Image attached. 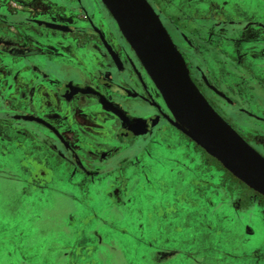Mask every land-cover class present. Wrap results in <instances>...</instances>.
Returning <instances> with one entry per match:
<instances>
[{
  "label": "flooded vegetation",
  "instance_id": "flooded-vegetation-1",
  "mask_svg": "<svg viewBox=\"0 0 264 264\" xmlns=\"http://www.w3.org/2000/svg\"><path fill=\"white\" fill-rule=\"evenodd\" d=\"M85 1L0 0V105L4 96L8 107L0 111V195L10 187L13 193L44 197L61 177L77 181L87 201L86 183L104 179L106 207L114 216L130 211L137 202L139 211L173 213L183 200L195 202L184 194L190 190L206 198L209 218L204 228L218 231V236L243 212L256 210L264 221V195L234 179L217 158L174 125L160 89L106 5L91 0L89 11ZM148 1L199 90L264 156V0ZM168 2L170 9L165 8ZM257 4L262 8L254 15L251 10ZM63 66L77 69L78 75H62ZM133 100L150 110L133 113L126 106ZM113 107L149 123L141 121V132L129 134ZM129 147L137 150L134 157L114 160L117 150ZM104 166L107 169L102 170ZM185 178L188 184L176 199L139 197L147 189L169 192L173 181ZM29 212L0 217L1 244H31ZM74 220L75 225L72 218L67 221L62 233L71 243L63 247L69 264H114L88 257L93 247L79 242L84 239L83 225ZM251 223L243 247L230 244L235 246L231 253L232 246L219 242L213 253L225 262L264 264V242L256 248L248 245L256 231ZM163 226L149 239L161 244L139 264H165L184 253L198 254L194 242L204 228L192 237L182 225ZM91 236L103 241L98 230ZM27 262L25 256L17 264Z\"/></svg>",
  "mask_w": 264,
  "mask_h": 264
},
{
  "label": "rangeland",
  "instance_id": "rangeland-1",
  "mask_svg": "<svg viewBox=\"0 0 264 264\" xmlns=\"http://www.w3.org/2000/svg\"><path fill=\"white\" fill-rule=\"evenodd\" d=\"M85 4L88 7L89 11H92V2L91 0L85 1ZM251 12L254 15H258V10L262 8L261 5H254ZM165 8L170 9L169 2L165 4ZM112 24V23H111ZM114 24V23H113ZM76 76L78 75L77 69L71 66L62 67V75ZM8 96V95H7ZM6 96V97H7ZM8 97H11L10 95ZM6 98L2 96V101L0 105V111L3 109H8L5 105ZM126 106L133 113H141L143 110H150V108L145 107L139 101H130L126 103ZM40 137H45V134L40 133ZM136 149L133 147L121 148L117 150L114 154V160L118 161L119 159L126 157H134L136 154ZM107 166L102 167V170L107 169ZM109 167V166H108ZM106 172V171H105ZM58 179V178H57ZM55 179L52 184L44 191V197L39 195L38 197L34 196H25L23 192H14L12 188L9 187L6 193L0 195V217L5 218L4 216L15 217L18 213L29 212L33 218L30 223L37 227V232L32 229L33 240L30 241L31 244L26 243H17V245L12 244V242H7L6 244L0 243V264H17L22 261L26 256L28 264H69V260L66 259L64 255L63 247L66 243L69 242V239L66 240L63 238V227L64 223L66 224L69 219H76L81 222L83 225L82 235H87L91 231L95 232L99 226L105 227L112 225L111 212L110 209H107L105 201V192H104V182L102 180H91L86 183L88 188L89 196L87 201H85L82 193V189L77 181L65 180L62 181L61 177L57 180ZM127 184V183H126ZM20 193V194H19ZM87 195V194H86ZM36 198H39L36 199ZM38 200L37 202H34ZM140 203H136L133 209L128 212H123V215H126L124 223L126 227H135L137 220L139 219L138 211ZM106 207V208H105ZM107 209V210H105ZM73 210V212H71ZM116 212V211H114ZM39 214V215H38ZM115 215L119 216V213L116 212ZM72 216H75L72 217ZM85 220H81V219ZM111 220L110 223H105V221ZM250 221L255 227V234L252 237V240L248 242V245H251L253 248L255 246H260L264 242V221L262 216L256 211L252 210L250 212H243V214L234 220L228 221L225 224L224 230L218 236V231L208 230L204 228L199 236H196L195 245H197L196 255L187 257V254L178 256L177 258L166 261L165 264H235L233 261L225 262L222 261L223 257L215 255L214 249L216 248L219 242H227L229 247L236 244L237 246L241 245L246 236V227L250 225ZM24 225H28L27 221L23 222ZM107 224V225H106ZM139 224V222H138ZM223 227L222 225H220ZM100 227V228H101ZM136 229H139L138 227ZM65 232V230H64ZM107 235L111 236V239L119 240L118 244L124 241H127L122 234L116 233L115 230L108 228ZM40 235L44 236L45 242L42 243ZM41 238L40 240H38ZM43 240V239H42ZM42 244V245H41ZM233 245L229 251L234 253ZM251 247V248H252ZM252 248V249H253ZM112 252V251H111ZM111 252H103L99 257L105 262H115L114 264H126L127 262L123 261L122 256L119 257L118 254L111 255ZM249 252V251H248ZM202 253L205 257L202 259ZM42 254V255H41ZM203 255V256H204ZM198 257L200 260L198 262L191 261L193 258ZM136 264L140 263V259L131 260ZM155 261H153L154 264ZM156 263V262H155Z\"/></svg>",
  "mask_w": 264,
  "mask_h": 264
},
{
  "label": "water",
  "instance_id": "water-1",
  "mask_svg": "<svg viewBox=\"0 0 264 264\" xmlns=\"http://www.w3.org/2000/svg\"><path fill=\"white\" fill-rule=\"evenodd\" d=\"M102 1L160 89L174 115V125L237 178L264 195V156L223 119L199 90L184 56L151 3L148 0ZM113 110L124 119L129 134L141 132L138 131L141 121L149 123L143 118L127 117L116 107ZM23 117L42 121L33 115Z\"/></svg>",
  "mask_w": 264,
  "mask_h": 264
},
{
  "label": "crops",
  "instance_id": "crops-1",
  "mask_svg": "<svg viewBox=\"0 0 264 264\" xmlns=\"http://www.w3.org/2000/svg\"><path fill=\"white\" fill-rule=\"evenodd\" d=\"M104 184H106V182H104ZM187 184H188L187 178H185V180L178 179L171 183V190L169 192L168 191L164 192L162 190L158 191V190L147 189L144 190L145 194L144 195L142 194L139 197H143L147 195V197L161 196L164 198L176 199L177 197H180L182 193H184V190H182V188H185ZM184 194L186 195V198H190L195 202L189 204V202L183 200L181 202V205L177 206L175 211L169 214H167L164 211H161L160 214L150 213L146 210L141 209L140 211H138L139 219L137 220L135 227L125 226L124 219L128 214L121 216L120 215L114 216L111 214L110 218L113 219L112 225L111 226L108 225L105 227L99 226L97 228V230L100 232V234L103 237V241L101 242L98 241L94 236L90 237V233H88L87 235L85 234L83 237L84 239L80 240L79 242L83 243L84 246L88 245L93 247V255L88 254V257L91 258L92 256H94L101 263L103 260L99 256L103 254V252L108 253L109 251L110 252L112 251L111 255L118 254L119 257L122 256L121 258H123V261L129 264L133 262L131 261L133 260V258L140 259L141 262V260L149 258L151 250L155 249L157 246H159V244H161V242L158 241L157 243V241L155 240H154L155 243L153 242V244H151L149 239L153 238L154 235L157 236V233H155L154 231L155 230L159 231L161 227H164L163 225L165 223H168L170 226H173L174 229H177L175 225L178 226L182 225L183 227H185L187 231L186 234H191L192 237L194 236V232L197 233V231H201L206 226V221L209 218L208 210H206L204 205L206 202V198L190 190H187ZM73 221H74L73 225H75L76 224L75 220L73 219ZM110 222L111 220L105 221V223H110ZM33 225L31 224V226H29L30 230L37 228L36 226L34 227ZM137 227L139 229H136ZM64 228H67L65 223L63 229ZM108 228L109 230L113 229L116 231V233L122 234V236H124L125 238L127 237L128 240L121 242L119 244L115 243L114 245H111V243L113 242L111 241V236L106 234ZM18 230H22V229L19 227ZM153 233L155 234L152 235ZM140 234L143 236H141ZM63 238L66 240L69 237H67L65 234L63 235ZM41 241L42 243L45 242L44 239L43 240L41 239ZM72 242L74 245H76L78 243V237H75V239ZM67 244L69 245L71 243L68 242L66 243V245Z\"/></svg>",
  "mask_w": 264,
  "mask_h": 264
},
{
  "label": "trees",
  "instance_id": "trees-1",
  "mask_svg": "<svg viewBox=\"0 0 264 264\" xmlns=\"http://www.w3.org/2000/svg\"><path fill=\"white\" fill-rule=\"evenodd\" d=\"M214 160L219 164V165H221L220 164V162L219 161H217L215 158H214ZM229 172V171H228ZM231 175H232V173L231 172H229ZM232 177L234 178V179H236V180H238V181H240L237 177H235L234 175H232ZM241 182V184L243 185V186H246L247 187V185L244 183V182H242V181H240Z\"/></svg>",
  "mask_w": 264,
  "mask_h": 264
}]
</instances>
